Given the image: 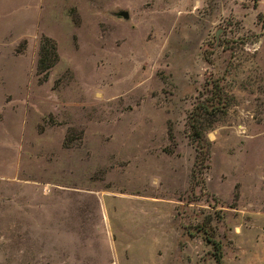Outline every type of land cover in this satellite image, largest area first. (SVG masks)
<instances>
[{
    "label": "rangeland",
    "instance_id": "1",
    "mask_svg": "<svg viewBox=\"0 0 264 264\" xmlns=\"http://www.w3.org/2000/svg\"><path fill=\"white\" fill-rule=\"evenodd\" d=\"M1 42L0 264H217L204 229L264 264V0H0ZM210 79L233 104L195 182Z\"/></svg>",
    "mask_w": 264,
    "mask_h": 264
},
{
    "label": "trees",
    "instance_id": "2",
    "mask_svg": "<svg viewBox=\"0 0 264 264\" xmlns=\"http://www.w3.org/2000/svg\"><path fill=\"white\" fill-rule=\"evenodd\" d=\"M59 61L58 48L54 40L42 37L40 55L37 70L43 75V81L47 80L49 71ZM233 104V97L227 89L221 85L219 80H207L205 93L194 105L188 114L187 126L189 130V141L197 153V159L193 170V180L196 182L203 169H209L208 162L211 156V143L208 140L209 132L215 130L219 124L228 116L229 109ZM169 137L175 140L173 130H169ZM206 240L215 251L217 264H223V248L220 241L210 236L206 229L203 230Z\"/></svg>",
    "mask_w": 264,
    "mask_h": 264
},
{
    "label": "water",
    "instance_id": "3",
    "mask_svg": "<svg viewBox=\"0 0 264 264\" xmlns=\"http://www.w3.org/2000/svg\"><path fill=\"white\" fill-rule=\"evenodd\" d=\"M122 15H123V17H124L125 19H128V18H129V13H127V12L123 13Z\"/></svg>",
    "mask_w": 264,
    "mask_h": 264
},
{
    "label": "crops",
    "instance_id": "4",
    "mask_svg": "<svg viewBox=\"0 0 264 264\" xmlns=\"http://www.w3.org/2000/svg\"><path fill=\"white\" fill-rule=\"evenodd\" d=\"M2 45V42L0 43V46Z\"/></svg>",
    "mask_w": 264,
    "mask_h": 264
}]
</instances>
